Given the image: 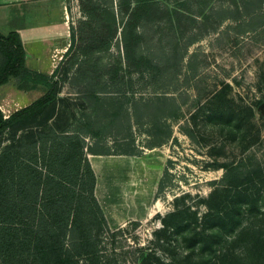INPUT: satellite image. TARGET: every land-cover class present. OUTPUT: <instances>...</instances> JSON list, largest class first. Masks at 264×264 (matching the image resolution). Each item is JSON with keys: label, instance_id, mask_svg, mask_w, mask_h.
Wrapping results in <instances>:
<instances>
[{"label": "rangeland", "instance_id": "374dc122", "mask_svg": "<svg viewBox=\"0 0 264 264\" xmlns=\"http://www.w3.org/2000/svg\"><path fill=\"white\" fill-rule=\"evenodd\" d=\"M66 1L73 38L71 54L94 25L82 23L86 20L82 8L88 6L85 0ZM246 1L253 2L157 0L159 12L154 13L152 22L137 29L144 35L141 49L154 55L167 51L173 66L190 34L200 36L180 63L184 70L190 62L197 74L187 89L188 102L175 118L167 120L172 134L166 144L146 148V133L133 129L136 144L143 150L140 159H145L132 166L126 182L138 184L143 170L153 181L161 162L162 168L167 164L170 179L153 198L152 213L146 220L98 233L106 264H264V25L240 35L228 29L237 24L234 20L216 26L227 6L235 15V8H242ZM95 32L106 36L103 24L97 23ZM116 37L119 40V33ZM121 48L120 43L122 54ZM110 52L113 73L133 82L129 96L148 97L165 89L163 81L151 84L146 75L128 67L122 55H116V46ZM70 54L58 69L56 99L40 116L1 132L0 151L14 142L36 140L39 131L59 133L81 114L95 115L83 94L62 80ZM2 66L0 55V73ZM15 83L9 77L0 85V110L5 117L26 103L20 99L23 93L12 91ZM182 126L193 133V139L183 133ZM86 131V143L94 135L102 136L101 129L88 127ZM126 160L129 163L130 159ZM126 162L116 161L111 166L127 167ZM173 211L182 213L167 218ZM216 211L221 219L215 216ZM211 231L218 233L202 240V234Z\"/></svg>", "mask_w": 264, "mask_h": 264}, {"label": "trees", "instance_id": "16d2710c", "mask_svg": "<svg viewBox=\"0 0 264 264\" xmlns=\"http://www.w3.org/2000/svg\"><path fill=\"white\" fill-rule=\"evenodd\" d=\"M85 1L88 6L82 8L86 17L82 23L85 27L93 23L92 32H85L84 43L70 54L71 35L66 52L50 75L25 67L24 50L16 32L0 33V85L11 77L24 88L30 83L46 87L43 95L8 116L0 110V133L40 116L56 99L58 69L68 54L62 80L83 94L96 112L94 116L81 114L59 133L53 129L39 131L36 140L14 142L0 151V264H106L98 246V233L109 227L94 196L95 176L87 154L140 156L143 150L136 144L133 129L146 133V148L161 147L172 134L167 120L175 118L189 99L187 89L197 73L190 62H186L184 70L180 63L187 48L200 36L190 34L173 66L167 51L154 55L141 49L144 35L137 29L152 22L154 13L159 12L157 0ZM263 2L246 1L247 6L235 8V15L233 8L227 6L216 26L231 19L237 24L228 29L236 35L256 31L264 25ZM97 23L104 25L106 36L95 32ZM113 46L116 55H122L134 72L146 75L151 84L163 81L165 89L148 97L129 96L133 93L132 80L125 82L122 75L112 71ZM197 101L192 100L190 105ZM88 127L101 129L102 136L94 135L91 142H84ZM185 127L181 128L183 133L193 139V133ZM169 179L166 164L155 196ZM209 196L212 198L213 194ZM180 213L173 211L166 217ZM214 214L221 219L217 211ZM217 233H203L202 240L208 241Z\"/></svg>", "mask_w": 264, "mask_h": 264}, {"label": "crops", "instance_id": "0c3cea01", "mask_svg": "<svg viewBox=\"0 0 264 264\" xmlns=\"http://www.w3.org/2000/svg\"><path fill=\"white\" fill-rule=\"evenodd\" d=\"M70 20L66 0H0V33L6 35L14 31L18 34L24 50V65L37 73L50 75L60 63L71 41ZM14 87L12 91L17 95L23 93L25 96L20 99L26 100L14 111L46 91L41 84L30 83L24 88L15 83ZM140 157L87 154L95 176L94 196L108 227L144 221L152 213L151 202L163 171V162L153 181L143 170L139 183L129 185L126 176L132 172L133 165L145 159ZM116 161H125L127 167L111 166Z\"/></svg>", "mask_w": 264, "mask_h": 264}]
</instances>
